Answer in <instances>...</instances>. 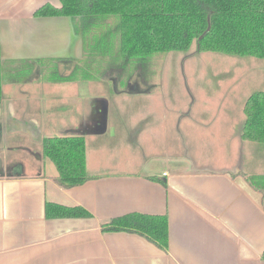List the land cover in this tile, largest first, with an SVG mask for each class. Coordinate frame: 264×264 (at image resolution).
Returning <instances> with one entry per match:
<instances>
[{
    "label": "crops",
    "instance_id": "1",
    "mask_svg": "<svg viewBox=\"0 0 264 264\" xmlns=\"http://www.w3.org/2000/svg\"><path fill=\"white\" fill-rule=\"evenodd\" d=\"M48 2L61 6L60 0H0L2 64L32 63L36 72L15 83L2 78L0 264H264L263 196L239 174L264 175V145L241 138L245 119L233 121V111L225 110L228 120L202 148L196 128L215 126L217 113H178L180 152L168 142L159 147L154 139L164 133L165 122L150 123L137 134L143 148L127 163L94 157L89 144L99 134H85L87 169L96 177L72 188L54 180L58 170L43 156V138L81 134L97 125L102 107H107L106 132L115 131L117 103L129 95L153 94L140 73L126 89L115 77L113 94L91 98L82 74L64 79L83 66V39L69 16L34 15ZM51 64L61 78L41 76ZM4 149L27 150L34 160L11 164ZM184 150L188 155L181 154ZM48 201L82 206L92 217L47 218ZM133 212L168 215L166 251L139 234L102 229Z\"/></svg>",
    "mask_w": 264,
    "mask_h": 264
},
{
    "label": "trees",
    "instance_id": "2",
    "mask_svg": "<svg viewBox=\"0 0 264 264\" xmlns=\"http://www.w3.org/2000/svg\"><path fill=\"white\" fill-rule=\"evenodd\" d=\"M46 3L34 15L69 16L83 39L87 68L77 66L72 75L90 79L89 60L96 56L116 59L124 68L136 70L155 54L188 51L193 43L200 52L264 59V0H60ZM108 62V61H107ZM82 71V73H80ZM132 72V71H130ZM61 78V77H56ZM63 79V78H62ZM121 85L125 80H121ZM0 45V105L2 102ZM245 120L240 136L264 144V90L255 91L244 104ZM42 153L58 170L55 181L65 188L82 185L96 176L87 169L84 135L45 137ZM251 186L263 196L264 175H247ZM167 185L166 181H162ZM47 218L92 217L82 206L46 202ZM104 231L139 234L163 250L169 247L168 215L133 212L102 225Z\"/></svg>",
    "mask_w": 264,
    "mask_h": 264
},
{
    "label": "rangeland",
    "instance_id": "3",
    "mask_svg": "<svg viewBox=\"0 0 264 264\" xmlns=\"http://www.w3.org/2000/svg\"><path fill=\"white\" fill-rule=\"evenodd\" d=\"M109 59L96 56L89 60L90 79L84 82H88L90 98L108 90L113 94L114 90L110 83H113L115 77L120 79L119 88L126 89L129 79L136 73L142 74L152 86L150 93L153 96L133 94L123 98L122 103H117L120 112L112 118L116 130L110 128L106 133L97 135L95 142L89 144L90 153L94 157L97 155L125 162L133 159L135 149L143 148L137 140L139 131L144 132L150 123L155 126L161 124V121L165 122L161 127H164V133L167 129V135L158 133L154 135V139L158 141L159 147L160 144L164 146L165 142H168L170 149H177V152H180L183 134L177 126L179 121L177 114L190 110L214 111L219 117L215 126L196 128L197 132H202L198 133V136L201 134L203 136L201 139L198 138L201 142L197 141L199 142L197 144L202 145L199 148L206 147L214 136L211 133L220 130L223 123L228 120L227 117L224 118L225 110L234 112L235 122L242 120L241 118L245 119L244 104L247 98L255 91L264 90L263 58L200 52L195 43L188 51L155 54L146 65L142 67L139 65L136 70L132 68L128 70V67L119 65L116 59L110 61ZM84 63L82 67L87 68ZM13 64H2L4 83L20 82L24 78H32L36 73L32 63ZM41 76L54 79L60 77V73L57 67L51 64L41 72ZM121 80H125L122 85ZM217 147H208L203 153H210L209 149L214 150ZM182 152L181 154L188 155V150ZM4 153L9 157L10 163L14 162L15 165L18 161L31 163L34 160L27 150L4 149Z\"/></svg>",
    "mask_w": 264,
    "mask_h": 264
},
{
    "label": "water",
    "instance_id": "4",
    "mask_svg": "<svg viewBox=\"0 0 264 264\" xmlns=\"http://www.w3.org/2000/svg\"><path fill=\"white\" fill-rule=\"evenodd\" d=\"M100 115H102L101 118H99V121L97 125L95 126H89L87 129L84 128L80 133L81 135H85L88 133H94V134H103L106 132L108 127V115H107V107H102L100 110Z\"/></svg>",
    "mask_w": 264,
    "mask_h": 264
},
{
    "label": "flooded vegetation",
    "instance_id": "5",
    "mask_svg": "<svg viewBox=\"0 0 264 264\" xmlns=\"http://www.w3.org/2000/svg\"><path fill=\"white\" fill-rule=\"evenodd\" d=\"M101 117H102V115H101Z\"/></svg>",
    "mask_w": 264,
    "mask_h": 264
}]
</instances>
